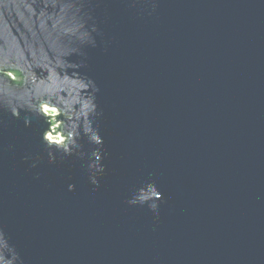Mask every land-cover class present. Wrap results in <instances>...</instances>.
I'll return each mask as SVG.
<instances>
[{
    "label": "water",
    "instance_id": "1",
    "mask_svg": "<svg viewBox=\"0 0 264 264\" xmlns=\"http://www.w3.org/2000/svg\"><path fill=\"white\" fill-rule=\"evenodd\" d=\"M155 5L0 0V60L24 69L15 85L0 74L8 91L18 95L31 69L52 73L71 103L78 70L103 113L97 188L86 159L48 162L42 119L26 128L0 110V228L23 264H264V0ZM86 15L95 48L82 43ZM82 50L85 67H60ZM151 181L158 219L127 203Z\"/></svg>",
    "mask_w": 264,
    "mask_h": 264
},
{
    "label": "clouds",
    "instance_id": "2",
    "mask_svg": "<svg viewBox=\"0 0 264 264\" xmlns=\"http://www.w3.org/2000/svg\"><path fill=\"white\" fill-rule=\"evenodd\" d=\"M151 2L152 12L155 11V0H145V3ZM133 6L137 0H131ZM49 6V0H44V8ZM53 10L55 4L52 5ZM78 11H82L81 8ZM151 14V12L149 13ZM85 24L88 25L86 33L88 40L82 41L86 47L95 48L97 42L95 35H99V30L95 24L89 25L88 21L92 20L90 15L83 16ZM83 27V25H82ZM67 53L66 55H70ZM78 55L82 57L76 65L64 61L68 66L80 69L86 66L87 56L82 51ZM24 69L18 67H8L3 60H0V74L7 73L11 78L12 85H15L16 77L13 73L19 75ZM47 71V69H45ZM56 77L59 78L58 73ZM76 88L78 89L76 98L69 103L68 97L63 94V89H55L51 86L53 82V74L45 80L35 77L34 72L29 69V75L25 77L26 86L18 89L19 94L15 95L8 91L4 81L0 79V110L7 111L14 119H23L24 127H30L34 118L42 119L46 125L43 131L41 141L44 151L47 154L48 162L55 164L57 162V154L62 161L65 157L75 156L80 160L87 161L86 167L89 173V182L94 187H99V181L105 172L103 165L104 153L102 147L104 138L100 134L97 121L102 117L103 113L99 110L97 104V94L100 89L94 80L87 76H82L79 71L75 72ZM63 79L69 77L65 75ZM21 112L25 115L21 117ZM3 121L0 120V125ZM94 146V150L90 153L84 151V145L81 143L85 140ZM24 161H32L30 167L36 168L40 162V157H33L30 154L24 156ZM39 179V176L36 177ZM75 190L74 184L68 185V191ZM163 202V193H161L155 182H148L139 188L133 197L127 201L129 206H145L147 205L157 219L159 218L160 203ZM0 264H23V261L16 251L10 246L4 230L0 228Z\"/></svg>",
    "mask_w": 264,
    "mask_h": 264
}]
</instances>
